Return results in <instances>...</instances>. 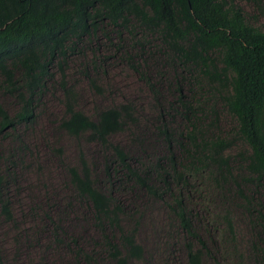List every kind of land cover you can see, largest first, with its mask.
I'll list each match as a JSON object with an SVG mask.
<instances>
[{"label":"trees","instance_id":"16d2710c","mask_svg":"<svg viewBox=\"0 0 264 264\" xmlns=\"http://www.w3.org/2000/svg\"><path fill=\"white\" fill-rule=\"evenodd\" d=\"M246 1L264 15V0ZM256 22L235 0H0V92L16 103L10 113L0 102V139L22 140L19 127L34 122L36 103L57 72L66 113L59 127L105 153L100 185L83 156L77 166H67L78 206L100 241L82 249L85 245L73 239L69 245L77 264H129L143 258L133 229L122 221L135 222L140 203L127 204L114 193L132 188L162 202L185 235L186 264H201L209 243L195 227V209L189 208L194 191L190 178L201 171L222 197L233 193L248 217L254 264H264V29ZM99 32L114 34L116 41L109 43L128 61L137 47L142 53L148 46V35L165 48L166 62L175 71L168 82L173 89L167 109L157 105L153 127L165 147L163 156L141 163L110 140L134 121L130 102L98 111L94 118L75 107L66 63L90 46L95 48L92 58L84 56L89 60L79 66L85 75L86 69L99 71L110 57L95 42ZM124 34L128 51L121 45ZM90 82L100 90L93 78ZM148 89L159 102L156 87L148 82ZM218 101L234 120L230 138L218 131ZM168 116H176L180 126L171 125ZM134 140L136 151L143 152L141 139ZM236 141L245 149L227 153ZM12 174L7 161L0 170V215L6 220H12L7 196ZM219 220L225 227L221 236L232 242L230 216L221 214Z\"/></svg>","mask_w":264,"mask_h":264},{"label":"rangeland","instance_id":"374dc122","mask_svg":"<svg viewBox=\"0 0 264 264\" xmlns=\"http://www.w3.org/2000/svg\"><path fill=\"white\" fill-rule=\"evenodd\" d=\"M235 1L246 14L255 15V25L264 29V15L256 14L253 5L246 0ZM123 38L121 45L127 48L129 38L125 34ZM148 40L150 43L144 46L142 53L137 47L136 53L131 52L135 55L128 61L121 58L122 53H116L111 45L116 36L99 32L95 42L102 53L110 56L107 63H101L99 71L86 69L88 75H85L79 65L92 58L95 48L84 46L78 55L67 61L65 72V79L76 93L75 107L91 118L109 107L127 102L133 105L134 121L110 140L141 163H145L149 156L154 159L165 153V147L155 136L153 127L158 124L155 119L158 106L166 110L171 100L173 86L168 88V82L175 74L166 62L165 48L158 38L148 35ZM54 73V81L49 83L47 91L36 103L34 122L19 127L22 140L0 139V170H4L9 161L14 178L7 192L12 220L0 215V259L3 264H77L69 245L73 239L85 245L82 249L90 248L86 245L88 243L100 242L89 217L78 206L67 166H77L80 156H83L92 165V174L100 185L105 178L102 162L105 153L99 145L71 137L59 127L66 113L63 94L57 85L60 75ZM91 78L100 90L94 88ZM148 82L160 93L159 102L154 100ZM0 102L10 113L15 111L16 103L11 96L0 92ZM215 109L220 114L218 131L224 137H232L233 118L219 101ZM170 116L167 117L168 122L180 126L179 119L176 116L170 119ZM135 136L141 139L143 152L136 151L138 141L134 140ZM242 149H245L244 144L236 141L226 152L234 155ZM131 164L135 163L132 161ZM205 174L201 171L190 178L194 191L189 208L195 209L198 217L194 220L195 227L209 243L208 253L203 254L201 264H254L251 248L254 239L246 213L232 192L222 197L211 188ZM131 190L130 193L121 189L114 192L127 204L140 203V207H136L135 222L122 219L126 228L133 229L135 240L144 251L141 260H131L129 264H186L185 235L171 214L162 202L147 198L143 191ZM224 213L230 216L234 226L232 242L221 236L225 227L219 217Z\"/></svg>","mask_w":264,"mask_h":264}]
</instances>
